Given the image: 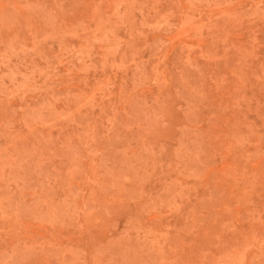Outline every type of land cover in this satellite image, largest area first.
Segmentation results:
<instances>
[{
	"label": "rangeland",
	"instance_id": "1",
	"mask_svg": "<svg viewBox=\"0 0 264 264\" xmlns=\"http://www.w3.org/2000/svg\"><path fill=\"white\" fill-rule=\"evenodd\" d=\"M0 264H264V0H0Z\"/></svg>",
	"mask_w": 264,
	"mask_h": 264
}]
</instances>
